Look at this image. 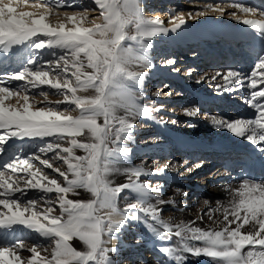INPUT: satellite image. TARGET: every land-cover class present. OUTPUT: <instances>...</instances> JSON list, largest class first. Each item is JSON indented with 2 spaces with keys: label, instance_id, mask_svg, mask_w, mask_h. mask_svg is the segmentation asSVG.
<instances>
[{
  "label": "snow or ice",
  "instance_id": "1",
  "mask_svg": "<svg viewBox=\"0 0 264 264\" xmlns=\"http://www.w3.org/2000/svg\"><path fill=\"white\" fill-rule=\"evenodd\" d=\"M93 3L102 21L88 27L84 26L88 20L86 12H65L64 21L50 22L55 7L73 6L62 0H36L32 4L29 0H0V55L14 56L20 48L29 49V56L19 69L0 75V154L8 152L9 141L14 138H38L43 142L31 155L22 158L14 154L0 162V231H11L19 225L50 238L54 244L48 256L41 254L38 243L28 247L21 237L0 240V244L7 245L0 246V264H117L110 255L117 249L107 244L128 221H142L161 240L178 238L176 246L159 249L175 264H185V254L203 255L215 264H264V183L245 179L231 191L232 198L223 207L220 225L202 229L194 226L195 221L174 224L161 218L158 205L170 201L152 203L161 187L140 179L153 172L143 167L124 168L127 182L114 186L109 179L113 173L121 172L117 164L130 153L125 145L135 127L132 121L137 116H150L154 110L142 104L145 69L152 67L147 59L152 39L175 32L186 21L181 13L170 19L171 27H165L160 18L144 15L141 0H93ZM231 7L245 15L238 16L235 11L229 15L255 29L264 43V12L259 14L261 19H255L249 18L255 9L239 3ZM213 10L221 16L225 14V9L219 6ZM68 22L73 26L66 27ZM45 48L59 49L60 54L52 52V59L39 63L31 53ZM166 64L173 65L175 61L170 59ZM133 65L140 70H133ZM217 76L221 73L212 79ZM222 78L218 90L235 91L234 83L240 88L247 86L246 103L255 110V115L233 120L213 117V124L259 147L264 144V55H257L249 75L242 77L229 70ZM13 80L24 83L12 87ZM5 84L8 86H2ZM44 85L63 99L48 101V93L41 91L43 102L50 106L34 108L28 92ZM89 90L92 94H80ZM13 98L19 106L6 103ZM62 104L66 105L63 110ZM73 111L78 114L72 115ZM186 113L196 115L197 110ZM77 149L84 155H76ZM260 151L264 152V148ZM47 153H54L52 159L63 161L67 169L61 170L49 159H42L41 154ZM33 161L52 169L63 182L45 174ZM155 171L163 173L165 168ZM78 189L90 192L92 198H69ZM33 190L42 195L27 198ZM126 192L134 194L135 202H127L121 209L118 202L129 200ZM50 193L56 194L54 200L48 196ZM208 203L204 201L205 205ZM53 204L59 206L58 215L54 214ZM221 207L218 202L215 211ZM245 226H250V230L242 231ZM74 238L83 243L84 250L73 246ZM24 250L31 255L23 257Z\"/></svg>",
  "mask_w": 264,
  "mask_h": 264
},
{
  "label": "rangeland",
  "instance_id": "2",
  "mask_svg": "<svg viewBox=\"0 0 264 264\" xmlns=\"http://www.w3.org/2000/svg\"><path fill=\"white\" fill-rule=\"evenodd\" d=\"M33 1L36 2V0ZM204 1L206 0H145V3L142 4L146 17H149L150 14H155V16L160 13L163 14L160 19L164 21L165 27H171L169 21L174 15L183 13L186 21L183 25L188 29V32L180 37H175L168 33L160 34L152 39V47L147 51V59L152 67L145 69L147 75L142 86V104L154 110L150 116H137L134 118L132 122L135 127L131 139L126 141L125 145L130 149L127 158H135V163L140 164V167L149 166L151 168H161L165 165V171H168L170 165L175 162L179 167L181 165L180 163L183 162L181 158L183 157L187 158V160L188 158L193 159L190 165L186 167V171H192L197 160L203 157L204 154L190 157V153L192 152L190 149L194 148L193 150L198 151L200 145H209L210 148L206 153L215 155L213 156L214 158L219 157V154L221 155L222 153L221 151L226 148L236 149L239 153L242 152V154H251L246 149H251L254 145L253 143L249 142L246 138L236 136L225 128L214 125L212 118L215 117L216 119L224 120L254 118L255 110L246 103V99L249 97V89L246 85L244 88H240L239 85L234 83L232 87L236 89L235 91L228 89L218 90L217 85L223 84V74H226L229 70L240 73L242 77L249 75L257 61V55H264V51H261L264 48V43L261 42V38L251 26H234L235 24L233 22L226 24L220 21L215 23L214 21L213 23V21L211 22V20L207 19H196L195 15L197 11L206 10L202 5ZM211 1L217 2V0ZM211 1H207L206 4H211L209 3ZM236 1L245 2V0ZM62 2L71 3L73 6L55 7L54 14L49 17L50 21L54 20V17L57 16L56 13L61 15H64L65 12L69 14L72 12L82 13L86 9L89 13L99 11L93 3V0H62ZM198 2H201V4H198ZM252 3L259 7H264L256 2ZM75 4H80L82 7H76ZM231 12L228 10L226 15ZM188 13H192V16H189ZM94 17L95 15L88 16L87 23H91ZM92 23L90 24L91 26ZM52 52L60 54L59 49L48 48L33 50L31 54L37 57L39 63H44L53 58L51 55ZM28 56L29 49L26 47L18 49L14 56L11 54L8 57L0 55V75H5L19 69L21 64L26 62L25 58ZM170 59L174 60L175 64L167 65L166 61ZM174 69L178 71H174ZM135 70L140 69L135 68ZM218 72L221 73V76H217L215 80L212 79ZM52 75L54 76L55 73H52ZM22 83L24 82L13 80L11 81V86L16 87ZM2 86L8 85L5 84ZM41 91L48 93V101L55 102L63 99L61 95L56 94L55 90L50 89L47 85L37 89H30L28 94L30 103H32L34 108L50 106L43 102L44 97L40 95ZM80 94L84 93L82 92ZM89 94L92 93L90 92ZM6 103L19 106L16 98L6 101ZM20 103L22 104L23 101L21 100ZM65 107L66 105L62 104L60 109L63 110ZM192 109L197 110L196 115H188L186 113V110ZM122 112L120 113L121 115H123ZM77 114L75 111L72 112V115ZM51 139L45 138V140L49 141ZM184 141H189L190 144L186 143L187 145H184ZM61 143L65 147L68 146L66 142ZM42 144L43 142L38 138H14L9 141L8 152L0 154V162L8 160L9 156L14 154L24 158L26 155H31L37 146H42ZM184 148H190L187 150L189 152H185L183 150ZM75 151L76 155H84L82 150L77 149ZM53 155L54 153L41 154V158H47L53 163L54 167L66 170L67 165L63 161L53 160ZM211 157L209 156L206 159H213ZM237 157L238 159L236 160H242L239 159V156ZM171 159L176 160L171 161ZM33 163L41 167L45 174L63 182V178L59 177L57 173H54L52 169H47L40 165L39 161H33ZM215 166L199 173L196 177L198 176L200 178L208 175ZM181 172H184V170ZM181 172L177 170L169 172L170 175L167 176V179L152 175L142 176L140 179L153 187L157 185L161 187V191L155 194V199L152 200V203H156V200L170 201L169 203L158 205L161 209L160 215L163 220L175 223H187L193 217V214L210 220L209 216H213L218 212L215 211L217 205L210 203L205 206L204 201L208 199L205 193H199L197 196V193L189 192L191 190L189 184H185V180L179 178ZM109 179L111 180V176ZM177 189H180L181 192L178 193ZM77 192L78 194L80 193V196L70 193L69 198L90 199L82 196L79 189ZM182 193H187L189 199L194 200L195 198L197 200L191 207L192 215L184 214L181 212L183 210L180 211L179 208L173 207L177 205L179 199L182 200ZM38 195H42V193H37L33 190L29 192L27 198H34ZM125 195L129 196V200L124 201L121 199L118 202L120 208H123L127 202H135L134 194L126 192ZM48 196L54 200L56 194L50 193ZM231 198L230 191L229 195L227 193L225 196L224 200L226 202L220 204L222 206L220 210L221 214H223V207L228 206ZM52 206L55 210L54 214L58 215L60 211L58 204H53ZM210 209L213 211L210 212ZM194 226L198 227L196 224ZM15 227L16 231L20 229L19 225ZM15 230H11V232H9L10 230L0 231V240L11 241L17 238L15 236ZM120 233L123 234L120 235L124 241L129 243L122 244V246L116 248L117 251L112 258L118 264L121 262L124 264H136L142 258H144V261L154 259L150 256V248H147L148 243L146 241L148 236L143 228L128 221ZM30 241V244H26L28 247H31L34 243H38L41 249L48 248L47 253L43 250L41 251L45 252L44 255L48 254L50 256L51 248L54 246L50 238H46V240H42L41 242L37 240ZM24 242H27V239H24ZM76 242L73 241L71 243L78 250H84L83 243L79 240L77 244H75ZM137 243L139 244L136 245ZM0 246L7 245L4 243L0 244ZM146 253L149 255L148 258H146ZM21 255L27 258L31 253L24 250L21 251ZM185 256L194 257L200 262L215 264L211 258L203 255L195 256L193 254H185Z\"/></svg>",
  "mask_w": 264,
  "mask_h": 264
},
{
  "label": "bare ground",
  "instance_id": "3",
  "mask_svg": "<svg viewBox=\"0 0 264 264\" xmlns=\"http://www.w3.org/2000/svg\"><path fill=\"white\" fill-rule=\"evenodd\" d=\"M207 1H209V0L204 1L202 4L203 7L206 8V10H203V12H205L206 14L203 16L195 15L196 19H199V20L207 19V20H211V22L213 21V23H214V21H215V23L217 21H220V22H224L226 24L233 22L235 24L234 26L240 25L242 27H247L245 24H243V23L237 21L236 19L232 18L229 14L226 15L228 10H230L232 12L235 11L236 14L238 16H241V17H243L245 15L244 13L240 12L238 9L231 7V5L239 3V4H243L245 7H250V8L255 9V14L254 15L249 14V18L261 19L262 17L259 14L261 12H264V7H259L258 5H254L252 3V2H256L257 4H260V6H264V0H251V1L245 0V2H241V1L235 2V0H217V2H212L210 0L211 2H209V3H211V4H206ZM141 2H142V4H144L145 0H141ZM32 3H35V1L29 0V4H32ZM193 4H194V2H193ZM198 4H201V2H198ZM208 5H211L212 7L211 8L206 7ZM217 6L225 9V14L223 16H221L218 12L213 10ZM25 10L34 11L35 9L27 8ZM85 12L87 13L88 16L95 15V17L92 19L93 23L94 22L99 23L102 21V17L100 16L99 11H96L94 13H89V11L87 9L84 10V12L82 11V13H85ZM197 12H199V11H197ZM162 15L163 14H161V13L158 14L157 16H155V14H150L149 17L160 18V17H162ZM64 20H65L64 15L58 14L56 17H54V20L50 21V22L55 24L57 22H61ZM91 23H89V22L87 23V21H86L84 26L90 27ZM72 26L73 25L70 22H68L66 24V27H72ZM187 32H188V29H186L184 27V25H182L175 32L170 31V32H168V34L174 35L175 37H180V36L186 34ZM132 68L135 70V68L137 69L138 67H137V65H133ZM90 92L84 93V94H89ZM14 105H16V104H14ZM101 123H102V119H101ZM184 142H185L184 145H187L186 143H189V141H184ZM199 147L200 148L198 151L193 150L194 148L193 149H190V148H184L183 149V150H185V152L189 149H190V151H192L190 153V157L193 155L197 156V155L204 154L203 157H201L199 160H197L196 165L194 166V169L192 171H186V167H188L190 165V163L192 162L193 159L191 160L188 158V160H187V158H183V157H181L183 162L180 163L181 165H179V167H178V165L175 164L176 163L175 162L174 164L170 165V168L168 171H164L163 173L156 172L155 170L159 169L157 167L151 168L148 166V167H143V168L147 171L153 172L154 174L152 176H157L160 178L162 177V178H166V179H167V176L170 175L169 172L176 171V170L181 172L184 170V172L180 173L179 178L184 179L185 180L184 182H186L185 184H189V187L191 189V190H189V192H193V193L195 192V193H197V196L199 193H205L208 196V199H206L209 202L208 204L214 203L215 205H217L218 202H219V204H221L222 202L225 203L226 200H224V199H225V196L227 195V193L229 195V192L232 191L233 189L239 187L240 184L243 183V181L245 179L254 180L257 183H264V152L260 151V148H264V144L260 145L259 147H257L256 145L255 146L253 145L251 147V149H246V150H248V152L250 151L251 154L245 153V152H244L245 154H242V152L239 153L236 149H227L226 148L225 150L221 151L222 152L221 155L219 154V157H216V158L213 157L215 155H212L210 153H206V151H208L210 148L209 145H206V146L200 145ZM187 152H189V151H187ZM214 154H216V152H214ZM209 156H212L211 158H213V159H210V160L206 159ZM237 156H239V159H242V160H236V159H238ZM174 160H176V159H171V161H174ZM139 165L140 164L135 163V158L132 159V157L127 158L126 160L121 161L119 164H117V167L121 169V172L113 173L111 175V181L113 182V185H117V184H120V183L128 180V175L123 173L124 168L140 167ZM198 165H199V167H198ZM215 165H217V166H215ZM212 166H215V168L208 175H206L204 177H200V178H198V176L196 177V175L207 170L208 168H211ZM163 168H165V165L163 166ZM79 191L81 192L82 196H84L85 198H92L90 192H87L84 189H79ZM77 194H78V192H77ZM181 197H183L182 200L179 199L177 205L176 206L174 205L173 207L179 208L180 211L183 210L181 212H183L184 214L192 215L193 213L191 212L192 211L191 207L193 204H195V202L197 200L195 198H194V200L189 199L187 195L186 196L182 195ZM153 203L155 204V202H153ZM219 213H220V211H218L216 214L211 216L210 220H208V219H202L201 220L200 217L193 214V217L190 218V221L196 220L195 224L198 225V227H200L202 229H207L209 227L215 228V227H218L220 225V222H222V220H223V214H221V213L219 214ZM131 223L137 224V226L139 225V227H141L145 230V232L148 236L147 241H146L148 243L147 248H150V250H151V251H149L151 253L150 256L153 257L154 259L156 258L155 260L149 259V260H145V261H144V258H142L141 261H143V262H141V261L137 262L136 261L137 262L136 264H157L158 261H160L161 264H175L174 260L168 259L167 255L162 253L159 249L162 247H165V246H176L178 243V238L173 236L171 238V241L161 240L158 237H156L147 228V226L142 221H131ZM171 223L175 224V222H171ZM234 226L235 225H233V227ZM15 229H16V227H15ZM242 230L243 231L250 230V226H245V228ZM9 232H11V231H9ZM15 233H16V235H15L16 237L19 236L21 238L27 239V242H25V244H30V242H31L30 240H37L38 242H41L42 240H46V238L42 237L38 233H36L32 230L26 229L23 226H20L19 230H17V231L15 230ZM120 234L123 235L122 233H118L117 235L113 236L108 241L107 247L117 248L118 246H122V244H128L129 242L124 241V239L121 237ZM1 239H4V238H1ZM73 241L76 242V238H74ZM73 241H71V242H73ZM77 243H78V238H77V242L75 244H77ZM138 244L139 243H137L136 245H138ZM41 250H43V249H41ZM44 253L45 252L41 251L42 255H44ZM22 255H24V254H22ZM110 255L113 256L114 253H110ZM148 256L149 255L147 254L146 258H148ZM131 259H134V258H131ZM119 264H124V263L121 262ZM131 264H134V263H131ZM185 264H209V263L208 262H200L199 260L195 259L194 257H186Z\"/></svg>",
  "mask_w": 264,
  "mask_h": 264
}]
</instances>
